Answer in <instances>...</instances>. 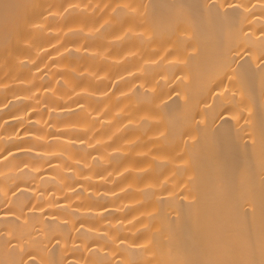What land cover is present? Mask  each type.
I'll return each mask as SVG.
<instances>
[{
	"label": "bare ground",
	"instance_id": "1",
	"mask_svg": "<svg viewBox=\"0 0 264 264\" xmlns=\"http://www.w3.org/2000/svg\"><path fill=\"white\" fill-rule=\"evenodd\" d=\"M0 264H264V0H0Z\"/></svg>",
	"mask_w": 264,
	"mask_h": 264
}]
</instances>
